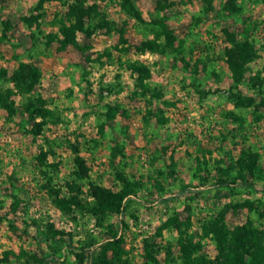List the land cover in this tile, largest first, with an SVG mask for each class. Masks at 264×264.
Returning a JSON list of instances; mask_svg holds the SVG:
<instances>
[{
	"label": "rangeland",
	"instance_id": "1",
	"mask_svg": "<svg viewBox=\"0 0 264 264\" xmlns=\"http://www.w3.org/2000/svg\"><path fill=\"white\" fill-rule=\"evenodd\" d=\"M0 70V264H226L244 226L264 248V0H0Z\"/></svg>",
	"mask_w": 264,
	"mask_h": 264
},
{
	"label": "trees",
	"instance_id": "2",
	"mask_svg": "<svg viewBox=\"0 0 264 264\" xmlns=\"http://www.w3.org/2000/svg\"><path fill=\"white\" fill-rule=\"evenodd\" d=\"M78 23L74 24L72 26L73 30H80L83 31L85 34L89 33V29H83V24L77 21ZM105 23V21H104ZM83 29V30H82ZM68 43L70 42L74 46H76V39L74 36V32L70 35V38L68 39ZM169 44V41H168ZM145 46L141 47V52L148 51L150 52H158L157 50H161L162 46L156 42H148L147 45L144 44ZM160 52V51H159ZM128 68L130 69L131 72L133 73H147L148 70L145 67H141L140 64L137 62L134 63H129ZM5 76V71L0 70V78H4ZM38 75L36 74L35 71H30L29 74L23 75L21 71L15 72L12 79L15 81V86L18 89H21L22 91L25 90L26 88L22 87L24 86L23 84L27 85V90H31L32 84L37 81ZM24 92V91H23ZM8 98L5 97L4 100L0 99V102L4 103L6 105ZM7 106V105H6ZM115 117V112H111L110 114L107 115L108 120H112ZM120 149L119 147L116 148V151ZM245 155V153H244ZM247 156V155H246ZM241 162V168L239 170V178H245V174L251 176H254L258 174V176L263 175V170L259 167L257 163L256 156H247L245 159L243 158ZM236 180V179H234ZM219 184L223 186H228L230 185L227 181L225 180H220ZM128 195V192H120L116 194H104L100 193L99 195L96 196V203L94 205V213L95 215H104L106 212H118L122 200ZM12 209L15 210L16 205H11ZM252 205L250 204L249 207ZM261 217L264 218V212L261 213ZM109 230H111V227H109ZM223 233L219 236H217L218 239V246L220 251L222 252L223 250H227L231 253L225 254L226 257V264H264V248L261 245V241L258 240L257 233L254 232V230L250 229L249 226H244L240 227L237 229L236 234L232 236V238H227V235L229 234L228 232H225L224 229H220ZM228 233V234H227ZM230 235V234H229ZM113 237L114 233H113ZM117 243L118 241L115 239L108 240L103 244V256L105 253L109 250L115 251L117 248ZM239 246H243L245 249V254L249 257L248 259L245 257L244 254H242L239 258H237L233 253V249L237 248ZM233 247V249H232ZM103 263H107L105 259L102 260ZM198 264V263H197Z\"/></svg>",
	"mask_w": 264,
	"mask_h": 264
}]
</instances>
